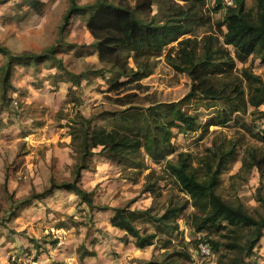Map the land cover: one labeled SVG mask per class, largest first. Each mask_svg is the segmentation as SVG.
Wrapping results in <instances>:
<instances>
[{
  "label": "rangeland",
  "instance_id": "obj_1",
  "mask_svg": "<svg viewBox=\"0 0 264 264\" xmlns=\"http://www.w3.org/2000/svg\"><path fill=\"white\" fill-rule=\"evenodd\" d=\"M39 1L42 4L34 0H0V45L19 56L42 54L50 47H57L56 57L68 72L77 75L89 69L109 68L112 64L109 61L113 60L125 73L137 69L132 58L123 60L125 52L120 53L119 61L108 57V64L100 58L103 50L91 46L117 28L106 26L103 20L89 24L88 16L75 15L61 35L60 26L71 0ZM75 1L78 5L113 2L134 9L145 21L164 18L158 0ZM176 1L185 3V0ZM212 2H188L192 6L189 9L202 23L200 36L207 31L218 33L223 22L224 11L214 12ZM246 3L249 10L256 11L257 0ZM5 62L0 54V264H138L160 259L165 251L160 241L144 249L121 241L124 232L110 223L112 209L91 210L70 190H55L42 199L32 196L43 192L52 180L58 184L73 181L80 155L78 139L73 140L72 134L83 117L105 111L119 112L135 105L148 107L157 102L181 101L191 89L189 77L175 72L165 57L157 60L152 74L138 71L114 84L107 82L111 73L106 78L92 74L77 85L55 66V61L15 62L9 79L11 86L4 93L1 82ZM250 64L264 78V64L253 58ZM238 67L242 68L243 64L238 62ZM182 103L191 114L199 116L202 125L214 117L230 120L224 126H211L207 132L200 129L180 134L175 130L173 142L177 153L190 155L194 165L201 167L204 159H213L211 148L231 153L217 192L224 199L244 204L255 216L263 214L264 205L258 199H264V174L254 168L244 181H232L231 177L242 167L248 148L261 149L264 153L260 138L264 135V118L260 115L264 105L236 113L230 105L197 97ZM95 124L112 127L115 122L98 120ZM95 151L97 154L90 157L89 170L82 173L80 184L93 192L96 206L130 205L131 210H143L155 205V211L162 214L171 201L185 203L190 199L164 165L152 162L144 152L146 166L136 169ZM169 158L173 159L174 155ZM152 171L164 180L156 184L154 194L144 193L147 176ZM195 213L199 215L190 204L178 218L180 229L176 241L186 243L193 254L187 264H231L233 254L224 246L218 253L212 251L211 256L198 253L200 238L226 241L222 235L230 234L207 229L197 233L195 225L199 216H194ZM137 225L143 232L153 231V226L144 221ZM246 264H264V237Z\"/></svg>",
  "mask_w": 264,
  "mask_h": 264
},
{
  "label": "trees",
  "instance_id": "obj_2",
  "mask_svg": "<svg viewBox=\"0 0 264 264\" xmlns=\"http://www.w3.org/2000/svg\"><path fill=\"white\" fill-rule=\"evenodd\" d=\"M190 1L194 0H185L184 4L176 0H158L164 18L158 20L155 17L145 21L136 15L134 9L113 2L97 1L78 5L75 0H71L59 33L63 34L75 15L88 16L89 24L103 20L106 26L118 30L94 41L91 46L97 51L103 50L100 58L106 63L108 57L122 60L120 53L125 52L123 60L132 58L137 69L125 73L113 60L109 61L112 64L108 63L111 66L109 68L89 69L77 75L68 72L56 57L57 47H50L42 54L19 56L0 45V54L6 59L1 86L4 93L11 86L9 79L15 62L37 64L43 60L55 61V66L64 70L77 85L92 74L106 78V74L111 73L112 77L107 82L114 84L138 71L152 74L157 60L165 57L175 72L189 77V93L178 102H157L148 107L135 105L119 112L105 111L100 115L83 117L75 129L76 133L72 134L73 140L78 139L80 155L73 170V181L58 184L52 180L49 187L32 198H46L55 190H70L91 210L112 209L114 214L110 223L124 232L121 238L124 244L133 243L139 249H144L156 245L158 241L162 242L161 248L165 251L160 259L138 264H187L192 260L193 254L188 245L176 241L180 229L178 218L192 204L199 211V215L194 214L199 216L195 225L197 233L207 229L230 234L222 235L227 238L226 241L200 238V243H209L216 253L224 246L233 254L230 257L231 264H246L264 237V213L255 216L248 212L244 204L224 199L217 192L226 160L231 153L211 148L209 151L213 159H204L203 167L195 166L190 155L177 153L173 138L175 130L180 134L200 129L207 132L211 126H224L230 120L228 117L223 120L214 117L202 125L199 116L191 114L182 105V102L191 98L221 102L230 105L236 113L246 112L250 106L258 109L264 105V78L254 72L252 64L248 65L251 58L259 59L264 64V0H257L255 12L248 9L246 0H235L233 6H227L224 0H213L214 12L224 11L223 22L218 33L207 31L202 36L198 35L202 23L189 9L192 7L188 3ZM34 3L42 4L39 0H34ZM238 62L243 64L242 68L238 67ZM260 115L264 118V111ZM98 120H111L115 124L112 127L97 125L95 123ZM260 138L264 142V135ZM95 150L136 169L146 166L145 158H142L144 152L152 162L164 165L165 171L190 199L185 203L171 201L162 214L155 211V205L143 210H131L130 205L115 208L96 206L93 192L80 184L82 173L89 170L90 157L97 154ZM171 155H174L173 159L169 158ZM254 168L264 174V153L261 149L248 148L242 167L231 180H246ZM155 175L154 171L148 174L144 193L154 194L156 184L164 180L156 175L153 181ZM258 200L264 205L262 197ZM29 201H25V204ZM139 221L153 226V231L143 232L137 225Z\"/></svg>",
  "mask_w": 264,
  "mask_h": 264
},
{
  "label": "built area",
  "instance_id": "obj_3",
  "mask_svg": "<svg viewBox=\"0 0 264 264\" xmlns=\"http://www.w3.org/2000/svg\"><path fill=\"white\" fill-rule=\"evenodd\" d=\"M224 3L227 6H233L235 3V0H224ZM198 253H200V255H202V256L207 257V256H211L213 252H212V248H211L210 244L207 242H203L199 245Z\"/></svg>",
  "mask_w": 264,
  "mask_h": 264
},
{
  "label": "crops",
  "instance_id": "obj_4",
  "mask_svg": "<svg viewBox=\"0 0 264 264\" xmlns=\"http://www.w3.org/2000/svg\"><path fill=\"white\" fill-rule=\"evenodd\" d=\"M119 230V229H118Z\"/></svg>",
  "mask_w": 264,
  "mask_h": 264
}]
</instances>
